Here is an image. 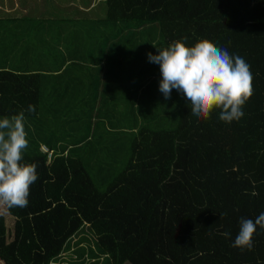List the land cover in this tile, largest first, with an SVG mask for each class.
<instances>
[{
    "label": "trees",
    "instance_id": "16d2710c",
    "mask_svg": "<svg viewBox=\"0 0 264 264\" xmlns=\"http://www.w3.org/2000/svg\"><path fill=\"white\" fill-rule=\"evenodd\" d=\"M105 12L123 33L122 52L137 48L139 67L150 66L152 82L134 111L139 120L151 108L152 122L127 123L137 135L132 157L107 193L76 156L92 142L67 143L54 155L57 143L49 149L33 139L36 151L23 154L22 163L36 164L38 179L27 207L0 208V264H264L259 227L251 250L231 246L241 218L264 212V0H106ZM156 25L166 46L208 40L248 63L252 95L239 121H220L219 110L197 118L182 97L178 106L156 101L162 93L152 64L159 65L148 61L152 49L146 48L154 45ZM40 86L39 75L0 70V119L24 111L31 122ZM29 105L35 113L27 112ZM166 107L178 121L175 129H164ZM123 143L113 144L119 156ZM82 235L92 244L88 238L78 248L82 259L65 261Z\"/></svg>",
    "mask_w": 264,
    "mask_h": 264
},
{
    "label": "crops",
    "instance_id": "0c3cea01",
    "mask_svg": "<svg viewBox=\"0 0 264 264\" xmlns=\"http://www.w3.org/2000/svg\"><path fill=\"white\" fill-rule=\"evenodd\" d=\"M103 2L0 0V70L39 75L38 115L24 125L49 149L57 143L62 152L67 143L88 144L96 135H120L114 142L120 143L122 124L144 121L134 110H141L152 73L139 67L137 48L122 52L127 43L120 27L106 21ZM123 110L129 111L124 120ZM97 151L82 149L76 156Z\"/></svg>",
    "mask_w": 264,
    "mask_h": 264
},
{
    "label": "clouds",
    "instance_id": "9594fccd",
    "mask_svg": "<svg viewBox=\"0 0 264 264\" xmlns=\"http://www.w3.org/2000/svg\"><path fill=\"white\" fill-rule=\"evenodd\" d=\"M158 55L147 53L150 63L159 65L162 79L159 91L165 100L175 89L191 115L209 119L219 110V120L225 123L239 121L243 106L252 95V73L248 63L239 55L229 52L208 40H201L192 47L177 40L165 49L157 48ZM34 105L27 112L35 113ZM21 111L10 118L0 119V208L10 210L28 206L30 186L38 179L37 165L22 163L23 151L28 147ZM239 232L232 247L241 251L251 250L257 227L264 230V212L254 220L241 218ZM222 235L228 237L230 233Z\"/></svg>",
    "mask_w": 264,
    "mask_h": 264
},
{
    "label": "rangeland",
    "instance_id": "374dc122",
    "mask_svg": "<svg viewBox=\"0 0 264 264\" xmlns=\"http://www.w3.org/2000/svg\"><path fill=\"white\" fill-rule=\"evenodd\" d=\"M104 7L106 5V0H104L103 2ZM156 28H154V30H152L151 34L152 37H155L154 39V45L153 44H149L148 46H146V48L148 50L152 49V54L153 55H158V51L157 48L159 49H165L168 46H166V44L164 43L162 37H161V33L159 28H157V25L155 26ZM145 40V37H142ZM147 40V39H146ZM144 42V41H143ZM152 69L153 71H155V73H157L159 76H157L159 78V81H161L162 76L160 72V68L153 65L152 64ZM151 71L150 70V66L146 65L145 67V72ZM152 79H149L147 81V84H150V82ZM157 90H159V87L156 88ZM136 90V88H135ZM160 93H157V95H154L156 98V101L158 102H167V101H171L173 106L174 104H176V106H178L180 100H181V95L175 90H172L171 93V98L168 100H165V98L161 95ZM125 96V95H123ZM138 96H141L138 95ZM176 98H178L179 100H177ZM158 102V103H159ZM157 103V106H158ZM154 106H156V103H153ZM141 107H142V102H141ZM168 108L167 111H163L162 115L168 116V118L170 119L169 121H163V124L165 125L164 129H175L178 125V121H176V118H173V113H171V108ZM145 113L147 112L148 117H144V121H147V124H150L152 121H150V119L152 118V116H149L150 111L146 108H144ZM123 120H124V115L129 112V111H125L123 110ZM139 113V112H136ZM128 124H122V137H123V144H122V148H123V152L121 153V155L119 156L118 153L113 151V144L115 142V140H118L120 135L117 136H109V135H96L95 139L92 141L91 146L101 150L98 153V158L94 159V158H90L87 159L86 157L84 158V162L88 168V170L90 171V173L92 174V177L94 178L95 182L97 183L98 188L101 190L102 193H107V190L109 188V186L112 185V183L115 181V179L126 170L130 159L132 157V146H133V142L135 141V139L137 138V135L134 134L132 131H130V134H126L124 128L127 126ZM129 126V125H128ZM101 129V128H100ZM163 129V128H160ZM27 133V132H26ZM129 133V132H127ZM27 139H28V147L23 151V154H32L33 152L36 151L37 145L38 143H34L33 141V137L32 135L29 136V134L27 133ZM43 143H40V145H42ZM87 148V146L85 147V149ZM58 151V149H56V152ZM114 154H117L119 157L115 158ZM104 169H106L105 173L99 174L101 171H103ZM83 236V235H82ZM82 236H79L78 238H76L73 242H72V246L71 248L66 252L65 256H64V260L66 261L67 259L71 260V259H82L81 257L79 258V254L81 253V249H78L80 246H82V244L84 245V243H88V238L90 239V243L88 244H92L91 242V238L88 236H83L85 237L83 240L80 241H76L78 239H80ZM76 241V242H75ZM75 242V243H74ZM84 242V243H83ZM104 257V256H103ZM92 261L88 259V262H86L87 264L90 263ZM54 264H61V259L56 261Z\"/></svg>",
    "mask_w": 264,
    "mask_h": 264
},
{
    "label": "built area",
    "instance_id": "2783aa9c",
    "mask_svg": "<svg viewBox=\"0 0 264 264\" xmlns=\"http://www.w3.org/2000/svg\"><path fill=\"white\" fill-rule=\"evenodd\" d=\"M43 150H44L45 152H48V149H47V148H44ZM50 155H51V153H50Z\"/></svg>",
    "mask_w": 264,
    "mask_h": 264
}]
</instances>
